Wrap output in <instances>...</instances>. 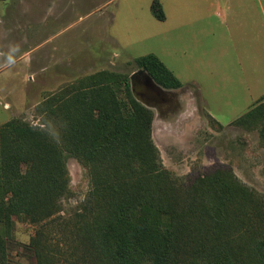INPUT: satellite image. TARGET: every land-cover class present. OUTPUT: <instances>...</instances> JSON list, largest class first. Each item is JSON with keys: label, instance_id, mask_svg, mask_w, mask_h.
<instances>
[{"label": "trees", "instance_id": "16d2710c", "mask_svg": "<svg viewBox=\"0 0 264 264\" xmlns=\"http://www.w3.org/2000/svg\"><path fill=\"white\" fill-rule=\"evenodd\" d=\"M151 10L166 19L160 0ZM135 63L166 89L184 86L154 53ZM37 111L41 125L13 118L0 126V264H24L13 257L14 217L36 226L19 252L35 264H264V195L228 168L188 185L167 169L153 140L154 112L134 96L130 75L78 78ZM233 124L259 128L264 142V96ZM68 158L91 177L70 232L71 261L45 228L71 193Z\"/></svg>", "mask_w": 264, "mask_h": 264}, {"label": "rangeland", "instance_id": "374dc122", "mask_svg": "<svg viewBox=\"0 0 264 264\" xmlns=\"http://www.w3.org/2000/svg\"><path fill=\"white\" fill-rule=\"evenodd\" d=\"M153 1L17 2L8 18L21 19L22 29L0 31V65L11 62L0 66V126L13 118L41 125L37 106L49 93L101 70L131 76L139 69L136 59L154 53L184 85L163 87L168 101L137 99L154 112L152 135L164 166L187 185L228 168L264 195L259 128L233 124L264 96V0H160L164 21L152 13ZM47 128L57 135L55 123ZM67 161L71 193L45 228L71 261L77 254L70 232L91 177L76 159ZM35 233L36 226L14 217L13 257L24 264H35L19 254Z\"/></svg>", "mask_w": 264, "mask_h": 264}, {"label": "water", "instance_id": "95a60500", "mask_svg": "<svg viewBox=\"0 0 264 264\" xmlns=\"http://www.w3.org/2000/svg\"><path fill=\"white\" fill-rule=\"evenodd\" d=\"M130 79L131 89L136 99L142 100V95H148L150 97H158L159 101L169 100V96L164 92V88L145 69H138L130 76Z\"/></svg>", "mask_w": 264, "mask_h": 264}, {"label": "crops", "instance_id": "0c3cea01", "mask_svg": "<svg viewBox=\"0 0 264 264\" xmlns=\"http://www.w3.org/2000/svg\"><path fill=\"white\" fill-rule=\"evenodd\" d=\"M17 2H20L22 5H25L27 3V0H0V8L2 9L1 18H0V31H8V30H10V28L12 26H15L16 28L18 27L19 30L22 29L21 19L15 17V19L12 20V19L8 18L9 10H11V12H12V9H14L13 12L17 13V11H16L18 9L16 7ZM257 2L260 3V0H257ZM20 3H19V5H20ZM251 11H252V9L250 10V12ZM5 64L8 65V64H11V62L7 64L6 61L4 60L0 66L1 67L5 66Z\"/></svg>", "mask_w": 264, "mask_h": 264}]
</instances>
